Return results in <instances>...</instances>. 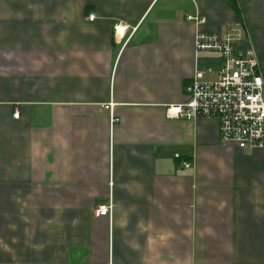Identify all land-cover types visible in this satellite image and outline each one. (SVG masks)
<instances>
[{"label":"crops","instance_id":"obj_1","mask_svg":"<svg viewBox=\"0 0 264 264\" xmlns=\"http://www.w3.org/2000/svg\"><path fill=\"white\" fill-rule=\"evenodd\" d=\"M235 4L0 0V264H264V149L165 116L219 68L198 30L239 28L264 81V0Z\"/></svg>","mask_w":264,"mask_h":264},{"label":"built area","instance_id":"obj_2","mask_svg":"<svg viewBox=\"0 0 264 264\" xmlns=\"http://www.w3.org/2000/svg\"><path fill=\"white\" fill-rule=\"evenodd\" d=\"M93 15L89 16L92 20ZM196 25L204 18H190ZM114 36L124 39L127 28L114 25ZM240 29L227 27L223 31L204 33L197 31L194 38L195 53L214 54L219 61L218 70L210 64L196 61L193 76L184 84L186 99L182 103L168 104L165 116L169 119L194 121L200 117L215 119L219 124L222 144L234 143L243 151L264 149V81L255 51L240 49ZM206 76H212L206 79ZM112 112L113 104L104 105ZM19 114L15 112L14 118ZM179 159V155L174 156ZM183 169H190L192 162L182 161ZM113 203L99 204L96 216H112Z\"/></svg>","mask_w":264,"mask_h":264},{"label":"trees","instance_id":"obj_3","mask_svg":"<svg viewBox=\"0 0 264 264\" xmlns=\"http://www.w3.org/2000/svg\"><path fill=\"white\" fill-rule=\"evenodd\" d=\"M228 2L230 3V5H231L235 10H237V8H236V4H235V0H228Z\"/></svg>","mask_w":264,"mask_h":264},{"label":"rangeland","instance_id":"obj_4","mask_svg":"<svg viewBox=\"0 0 264 264\" xmlns=\"http://www.w3.org/2000/svg\"><path fill=\"white\" fill-rule=\"evenodd\" d=\"M205 78H206V79H211V78H212V76H206Z\"/></svg>","mask_w":264,"mask_h":264}]
</instances>
